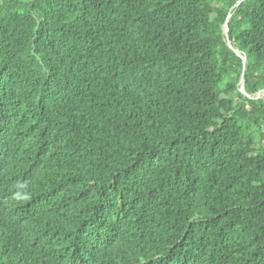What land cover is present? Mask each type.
I'll return each mask as SVG.
<instances>
[{"label": "trees", "instance_id": "obj_1", "mask_svg": "<svg viewBox=\"0 0 264 264\" xmlns=\"http://www.w3.org/2000/svg\"><path fill=\"white\" fill-rule=\"evenodd\" d=\"M244 68L264 0H0V264H264Z\"/></svg>", "mask_w": 264, "mask_h": 264}, {"label": "water", "instance_id": "obj_2", "mask_svg": "<svg viewBox=\"0 0 264 264\" xmlns=\"http://www.w3.org/2000/svg\"><path fill=\"white\" fill-rule=\"evenodd\" d=\"M231 18V14L229 13L228 14V17H227V20L226 22L224 23L223 25V34L227 40V44L229 46L230 49H232L238 56H241L240 53L238 52L237 49H235L231 43V41L229 40V36H228V27H227V23L228 21L230 20ZM242 57V56H241ZM242 60H243V64L245 66V63H246V58L245 57H242ZM244 71H245V68L243 69V72L241 74V92L246 96L248 97L249 99H254V100H257L258 98H253L251 95L247 94L244 90V79H243V76H244Z\"/></svg>", "mask_w": 264, "mask_h": 264}, {"label": "rangeland", "instance_id": "obj_3", "mask_svg": "<svg viewBox=\"0 0 264 264\" xmlns=\"http://www.w3.org/2000/svg\"><path fill=\"white\" fill-rule=\"evenodd\" d=\"M242 85V84H241ZM253 98H258V99H264V90L258 92L257 94H255L254 96H252Z\"/></svg>", "mask_w": 264, "mask_h": 264}]
</instances>
